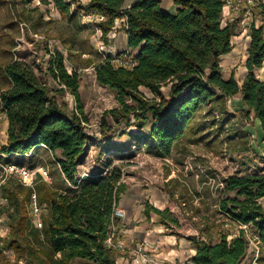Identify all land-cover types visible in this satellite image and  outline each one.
<instances>
[{
    "label": "trees",
    "instance_id": "16d2710c",
    "mask_svg": "<svg viewBox=\"0 0 264 264\" xmlns=\"http://www.w3.org/2000/svg\"><path fill=\"white\" fill-rule=\"evenodd\" d=\"M45 1L69 21L83 11L84 15H103L105 20L97 26L106 41L111 31H120L117 22L124 20L120 29L128 36L126 53L136 64L132 68L115 65L109 56L97 66V83L116 92L119 106L103 113L100 138H96L87 132L80 74L69 73L62 52L56 50L49 63L55 90L40 81L27 63L0 60V71L10 83L5 91L0 85L9 123L8 140L2 147L9 156L5 161L26 167L14 160L30 159L27 165L31 169L38 152L48 151L66 183L56 189L40 180L30 187L12 178L3 186L9 234L0 238V263L12 251L24 264H120L119 253L106 241L112 226L121 225L114 213L129 186L124 181L125 165L113 166L110 160L102 164V157L115 153L132 156L133 149L144 144L156 157L169 159L187 135L199 133L195 121L204 109L213 117L214 126L236 134L228 101L237 96L243 103L239 118L259 120L264 133V80L258 75L264 67V0L252 7L247 75L242 86L234 76L223 77L222 57L232 52L235 36L234 24L223 25L227 0H174L175 14L166 11L160 0H89L84 6H74L72 0ZM164 88L168 95L163 94ZM141 89L154 98H147ZM67 91L76 102L73 110L59 100ZM122 125L125 130L116 135ZM131 125L140 131L131 132ZM120 134L126 135L125 142L115 141ZM96 145L102 151L98 172L81 173ZM224 191L236 193V197L222 201V212L248 228L234 235L222 234L216 241L188 237L197 251L192 263L241 264L257 236V261L264 264V173L231 176ZM34 195L39 206H46L42 228L33 221ZM177 211L169 199L165 210L147 204L145 214L159 216L166 227L170 223L180 227Z\"/></svg>",
    "mask_w": 264,
    "mask_h": 264
},
{
    "label": "rangeland",
    "instance_id": "374dc122",
    "mask_svg": "<svg viewBox=\"0 0 264 264\" xmlns=\"http://www.w3.org/2000/svg\"><path fill=\"white\" fill-rule=\"evenodd\" d=\"M72 1L74 6H84L89 2ZM95 23L96 19L87 18L84 11L73 21H69L61 16L54 4L45 0H32L30 3H25L24 0H0V60L5 64L13 60L27 63L40 81L55 90L56 84L48 74L49 63L56 50L62 52L69 73L80 74V101L87 118V132L100 138L103 113L118 107L119 103L116 92L100 86L96 81V68L105 58L101 42L106 44V40L92 27ZM249 25L250 21L245 27L249 28ZM235 34L237 35V32ZM118 38L117 35L110 44L115 53ZM234 41L237 42V39ZM242 55L243 53L238 54L237 57L240 58ZM0 85L4 91L10 87L3 70L0 71ZM141 90L147 98H154L151 92ZM162 92L168 95L167 88L162 89ZM60 97V102L67 103L70 110L76 108L75 99L69 91ZM233 99L228 101V110L235 115L233 123L237 129L236 134L214 126L215 124L211 123L213 117L204 109L195 121L199 133L187 135L174 149L169 159L156 157L154 152H150L143 144L133 149L132 156L128 153L125 155L115 153L102 157L100 161L106 164L110 160L113 166L125 165L124 181L129 189L141 185L143 187L140 189L143 190L151 186L166 194L172 205L177 207L181 223L180 227L171 223L165 226L163 232L166 236L186 240L191 236H203L206 240L216 241L222 234L234 235L240 230L232 215L221 210L223 200L236 197V193H225L226 180L231 176L264 173V133L257 120L243 121L239 118L238 112L243 106L240 101ZM123 130L124 125L117 128L115 134L123 133ZM129 130L140 131L134 125H131ZM141 132H145V128ZM121 136L116 137L115 141L127 140L126 135ZM100 153H102L100 145L92 147L88 160L80 168V172L91 174L98 172L97 159ZM21 160L23 159H15L14 162L30 167L27 165L30 159ZM31 169H43L50 176L51 181H46L38 174L36 183L43 180L56 189L66 184L59 167L53 161L52 154L48 151L38 152L35 156V168ZM238 198L243 200L242 197ZM6 204L3 198V202L0 203V238L9 234L7 217L3 209ZM41 208L43 223L42 216L44 217L47 212L45 205ZM33 221L35 225L38 222L34 218ZM125 239L130 247L136 246L137 243L126 237ZM254 247H249L241 264H259L257 261L259 254ZM131 261V255L119 254L120 264H129ZM176 261L178 263L179 259ZM161 262L170 264L167 261ZM3 264L24 263L18 262L14 253L8 251L5 253Z\"/></svg>",
    "mask_w": 264,
    "mask_h": 264
},
{
    "label": "crops",
    "instance_id": "0c3cea01",
    "mask_svg": "<svg viewBox=\"0 0 264 264\" xmlns=\"http://www.w3.org/2000/svg\"><path fill=\"white\" fill-rule=\"evenodd\" d=\"M162 7L175 14L177 7L174 0H160ZM131 0L130 3H133ZM234 24L235 33L237 35L233 38L234 48L231 53L222 57L223 77L229 80L231 77H235L240 86L247 75V69L245 67L247 60V48L250 43L249 28L245 27V24H249V20L243 17V15H237L230 7L224 8L223 13V25ZM124 25V20L117 22V28L120 31H116L118 40L116 41V54H124L128 51V36L125 31L120 28ZM239 30V31H238ZM237 39V42L234 41ZM243 53L238 58L237 55ZM238 67V68H237ZM259 78L264 80V67L258 71ZM233 101H240L243 106L240 96H237ZM259 123L260 121L257 120ZM261 125V123H260ZM9 123L4 125V130L8 132ZM8 140V138H7ZM7 143V141H6ZM62 178L63 175L60 172ZM64 180V178H63ZM141 185L130 188L120 201L119 208L126 212L124 220H120L119 228L122 229L124 237L131 240L133 243L139 245L141 242L146 241L148 244L160 243L161 250L154 253L160 261H167L170 264H193L192 259L197 254L196 249L192 243L186 239H177L174 236H166L163 232L165 227L160 220V217L154 213H150L149 216L145 214L146 205L149 204L157 209L165 210L168 206L169 200L166 194L157 190L154 187L147 186L148 188L141 190ZM177 259L179 262L177 263ZM181 261H187L182 262Z\"/></svg>",
    "mask_w": 264,
    "mask_h": 264
},
{
    "label": "built area",
    "instance_id": "2783aa9c",
    "mask_svg": "<svg viewBox=\"0 0 264 264\" xmlns=\"http://www.w3.org/2000/svg\"><path fill=\"white\" fill-rule=\"evenodd\" d=\"M69 1V0H67ZM258 0H227V7H230L233 12L237 15H243L244 18L250 21L252 17V7L256 6ZM87 18H95L96 23L92 25V27L100 33L103 37V33L101 29L97 26L98 23L105 20L103 15H99L93 12H89L86 14ZM250 27V25H249ZM117 37L116 31H111L107 35L106 44L101 42V49L105 53V58L111 56L113 58V64L124 66L126 68H132L135 66L136 62L130 57L126 52L124 54H116L113 49L110 47V44L113 39ZM2 91L0 92V203L3 202V186L12 178L19 180L25 186L34 187L36 184L37 175H41V177L46 181H51L49 174L43 169H30L24 166H19L14 163H7L5 160L9 156L5 155L2 152V147L6 145L7 141V133L4 130V125L7 121V110L4 107L2 102ZM32 212L35 216V221L37 222V226L42 228L43 223L41 222V215L43 209L38 205L36 196H33L32 200ZM126 217V212L119 207L116 208L114 213V218L117 220H124ZM246 225H240V229H247ZM258 237L255 236L253 238V242L255 246H258ZM108 247L113 248L119 254H129L132 256V261L130 264H164L156 257H154V253L161 250L160 243L156 244H148L146 241L141 242L139 245L135 247H130L122 229L116 226L115 224L111 228V233L106 241Z\"/></svg>",
    "mask_w": 264,
    "mask_h": 264
}]
</instances>
